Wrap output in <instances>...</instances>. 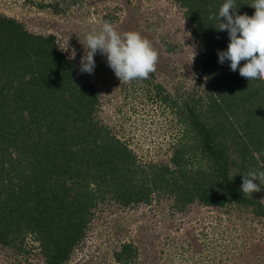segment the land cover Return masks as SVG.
Returning <instances> with one entry per match:
<instances>
[{
    "label": "trees",
    "instance_id": "trees-1",
    "mask_svg": "<svg viewBox=\"0 0 264 264\" xmlns=\"http://www.w3.org/2000/svg\"><path fill=\"white\" fill-rule=\"evenodd\" d=\"M58 1L39 6L59 14L74 2ZM176 1L199 44L195 62L203 86L197 96L153 86L183 129L168 163L139 161L95 117L94 85L77 73L53 34L30 32L0 14L1 245L22 254L28 237L44 264H65L93 209L106 199L128 206L165 194L182 207L233 204L264 213V190L250 198L240 190L243 175L264 171V80L249 81L239 68L230 69V61L219 63L218 51L227 49L230 38L210 17L225 0ZM236 2L238 14L254 15L252 0ZM134 81L150 84L149 78ZM134 255L131 243L113 252L122 264Z\"/></svg>",
    "mask_w": 264,
    "mask_h": 264
},
{
    "label": "rangeland",
    "instance_id": "rangeland-1",
    "mask_svg": "<svg viewBox=\"0 0 264 264\" xmlns=\"http://www.w3.org/2000/svg\"><path fill=\"white\" fill-rule=\"evenodd\" d=\"M58 0H0V14L20 21L28 31L53 34L58 47L76 50L77 73L90 81L99 106L95 117L129 144L141 162L168 163L183 134L170 108L155 97L163 93H201L202 73L195 62L199 44L192 23L176 0H65L73 2L55 14L39 2ZM63 6V2L60 3ZM104 22L119 32L138 31L158 51L150 84L121 83L97 52L95 71H80L86 35ZM264 208V192L259 193ZM131 243L135 255L128 264H264V213L233 204L206 206L175 203L173 196L153 195L149 202L122 206L106 199L93 209L84 238L65 264H122L113 252ZM34 244V245H32ZM26 252L0 244V264H44L36 243L27 237Z\"/></svg>",
    "mask_w": 264,
    "mask_h": 264
},
{
    "label": "clouds",
    "instance_id": "clouds-1",
    "mask_svg": "<svg viewBox=\"0 0 264 264\" xmlns=\"http://www.w3.org/2000/svg\"><path fill=\"white\" fill-rule=\"evenodd\" d=\"M250 6L255 9L254 15L238 14L236 0H225L218 14L211 19L218 31L227 30L230 42L226 50H219V63L230 61V69L247 80H264V0H252ZM84 54L80 61V71L92 74L95 71L97 52L106 56L108 66L114 71L121 83L150 78L155 73L159 60L158 51L152 42L138 31L121 33L110 22H104L100 29L86 35ZM67 46L59 47L62 52H69ZM76 57V50L71 49L70 60ZM246 61L241 67V62ZM259 181L257 184L255 181ZM264 185V171H249L243 175L241 192L251 197L260 192Z\"/></svg>",
    "mask_w": 264,
    "mask_h": 264
}]
</instances>
